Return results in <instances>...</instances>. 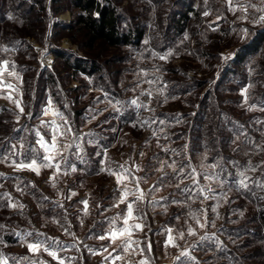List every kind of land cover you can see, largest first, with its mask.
<instances>
[{
    "label": "rangeland",
    "instance_id": "rangeland-1",
    "mask_svg": "<svg viewBox=\"0 0 264 264\" xmlns=\"http://www.w3.org/2000/svg\"><path fill=\"white\" fill-rule=\"evenodd\" d=\"M249 2L260 0L232 5ZM96 3L114 10L130 44L89 45L74 0H0V71L8 62L0 75V255L8 264H58L43 250L56 240L65 264H112L117 255L115 264H264L260 13L249 9L242 20L227 0ZM41 138L59 171L12 166L41 163ZM126 227L127 252L126 234L114 244L98 239ZM168 229L179 248L166 246ZM37 241L41 250L30 252ZM184 249L190 256L176 260Z\"/></svg>",
    "mask_w": 264,
    "mask_h": 264
},
{
    "label": "snow or ice",
    "instance_id": "snow-or-ice-1",
    "mask_svg": "<svg viewBox=\"0 0 264 264\" xmlns=\"http://www.w3.org/2000/svg\"><path fill=\"white\" fill-rule=\"evenodd\" d=\"M227 3L230 6V10H232L233 12L236 11L237 7H239L244 12V15L242 17H240V19L248 20L249 14H250L249 13V9H252L254 12L260 13V15L256 16L253 19V23H264V0H260L259 4L249 2L247 4L238 5V6H233L232 5V0H227ZM208 14H209L208 12L204 13V15H208ZM242 32L244 33L245 36L247 35V29H243ZM5 51H7V49H5ZM167 55H172V53L169 52ZM167 55L166 56H160L159 58L162 59V60L166 59ZM7 70H8V62L4 61L3 62V71H7ZM3 71H0V75L3 74ZM9 75H14V76H16L17 80H21V77L17 73H15V71L10 72ZM21 83H22V80H21ZM4 86L9 88V89H13V91H16V89L13 88V85H11V84H6ZM244 92L246 93L247 89H245ZM6 98L12 100V96L10 94ZM245 102H247V96L246 95H245ZM13 103H15L16 106L19 108L20 113H23L24 109H23V107L20 106L21 102L19 100H13ZM132 103L135 104L136 101H132ZM45 114H47V112ZM18 120H19V117H17V122H18ZM68 131H71V129H68ZM39 143H40L41 147L44 148L45 152L47 153L46 155H44L42 157V162L41 163L38 164L36 159L31 160L30 163H24V162L17 163L16 161H13L12 162V166H14L17 170L27 169V170L34 171V172H36L37 175H39V170H40L41 167L55 168L57 171H59V164L53 163V161L55 160V156L50 154L49 146L46 145V143L43 141V138H41ZM13 147L15 148L16 146L13 145ZM20 147L22 148L23 145H20ZM55 147H56V137L53 136L52 143H51V148L54 149ZM57 154L58 155H62L61 153H57ZM141 155H143V153H141ZM44 161H46V163H44ZM169 167H172L173 170L175 171V164L169 165ZM121 168H123V165H121ZM137 170H139V169L137 168ZM73 171H75V169H73ZM124 171L127 172L129 170L128 169H124ZM181 171H182V169H181ZM111 174L116 176L117 183H121V179H122L121 175H118L117 173H111ZM0 175H3V174L0 173ZM241 184H243V180L241 181ZM137 191H139V193H140L139 196H137V199L138 200H142L143 199V191L139 189L138 182H137ZM73 195H75V193H73ZM127 195H128V192L125 190L123 192V198L120 201L121 203L124 202V200L127 198ZM83 203L85 205V208H87V201H83ZM9 206L13 207V208L17 207V205L15 203H10ZM20 207H23V206L20 205ZM132 218H133V207H132V204L129 203L127 205V217L124 219V224L128 225L129 219H132ZM198 223H199V221H198ZM0 227H3V226L0 225ZM200 227L203 228V227H205V225L204 224H200ZM134 228L137 229V230H141V231L143 230L142 229V225L140 223H136L134 225ZM167 232H168L167 240L165 241L166 246L179 248L180 246L176 243V238L172 235V229H168ZM125 234L127 235V239L125 241H123V244H124L123 250L125 252H127L129 250V248L132 247V243H133V241L131 240V236H132L131 227H126V228L120 229L119 233H117L116 230H113L107 236L101 235V236L98 237V239H101V240L109 239L111 241V243L114 244L118 238L124 237ZM188 234L189 235H195V230L190 227L188 229ZM179 238L183 239L184 238V234L180 233ZM58 243H59L58 241L53 240L52 241V245H49L47 247H43V250L45 252H47V254L49 256H51L53 259L57 260L58 264H65L64 259L58 256L57 251L53 250V245H56ZM136 243L138 244V242H136ZM43 244H44V242L37 241L35 243L27 244V248H28V250L30 252L36 253V252L41 250V247L43 246ZM89 251H91V249ZM103 251L104 252H108V248L105 247L103 249ZM114 251H116L115 248H113V252ZM133 251H136V250L133 249ZM144 251H145V249H139V253L138 254L143 256ZM147 251H149V252L151 251V244L150 243L147 244ZM93 254H99V253H93ZM111 256H112V253L109 252L108 256L104 257V259L108 260L109 257H111ZM189 256H190V253L188 252V250L184 249V250L180 251L179 255H177L175 257V259L179 261L181 259V257H189ZM22 259H26V258H22ZM121 259H122L121 256H119V255L115 256L112 259V264H115L116 260H121ZM192 259H194V258H192ZM0 264H8L7 258H5L2 255H0ZM31 264H37V262L36 261H32ZM39 264H44V262L40 261ZM138 264H149V262H148L147 258H144V259H141L138 262Z\"/></svg>",
    "mask_w": 264,
    "mask_h": 264
},
{
    "label": "trees",
    "instance_id": "trees-1",
    "mask_svg": "<svg viewBox=\"0 0 264 264\" xmlns=\"http://www.w3.org/2000/svg\"><path fill=\"white\" fill-rule=\"evenodd\" d=\"M74 2L86 13V16L82 17L80 22L87 30L89 45L92 46L97 41H103L112 46L123 43L128 45L132 42L133 35L131 32L126 35L120 31L118 17L114 10L99 5L96 0H74ZM94 10L98 11V18L93 17ZM134 36L141 39L142 33H136Z\"/></svg>",
    "mask_w": 264,
    "mask_h": 264
}]
</instances>
